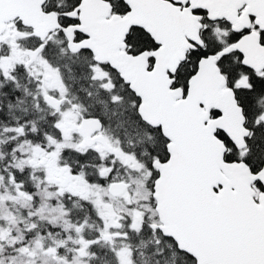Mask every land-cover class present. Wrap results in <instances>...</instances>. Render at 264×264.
<instances>
[{"label": "snow or ice", "instance_id": "1", "mask_svg": "<svg viewBox=\"0 0 264 264\" xmlns=\"http://www.w3.org/2000/svg\"><path fill=\"white\" fill-rule=\"evenodd\" d=\"M0 264H264V0H0Z\"/></svg>", "mask_w": 264, "mask_h": 264}]
</instances>
